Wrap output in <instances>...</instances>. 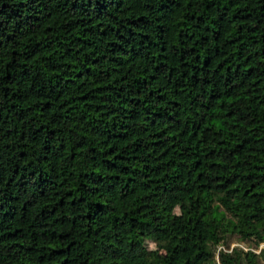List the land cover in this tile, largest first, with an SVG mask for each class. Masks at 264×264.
Here are the masks:
<instances>
[{"label": "trees", "instance_id": "obj_1", "mask_svg": "<svg viewBox=\"0 0 264 264\" xmlns=\"http://www.w3.org/2000/svg\"><path fill=\"white\" fill-rule=\"evenodd\" d=\"M0 264H264V0H0Z\"/></svg>", "mask_w": 264, "mask_h": 264}, {"label": "rangeland", "instance_id": "obj_2", "mask_svg": "<svg viewBox=\"0 0 264 264\" xmlns=\"http://www.w3.org/2000/svg\"><path fill=\"white\" fill-rule=\"evenodd\" d=\"M228 245H229V249H232L233 247H238L237 245H241L243 248H248V245H245V244H241L239 242H237L235 239H230L229 242H228ZM259 250V248H258Z\"/></svg>", "mask_w": 264, "mask_h": 264}]
</instances>
